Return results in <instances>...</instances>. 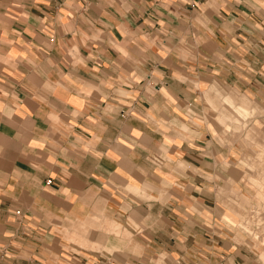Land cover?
<instances>
[{"label":"clouds","instance_id":"obj_1","mask_svg":"<svg viewBox=\"0 0 264 264\" xmlns=\"http://www.w3.org/2000/svg\"><path fill=\"white\" fill-rule=\"evenodd\" d=\"M0 264H264V0H0Z\"/></svg>","mask_w":264,"mask_h":264},{"label":"crops","instance_id":"obj_2","mask_svg":"<svg viewBox=\"0 0 264 264\" xmlns=\"http://www.w3.org/2000/svg\"><path fill=\"white\" fill-rule=\"evenodd\" d=\"M117 36H119V34L117 33Z\"/></svg>","mask_w":264,"mask_h":264}]
</instances>
